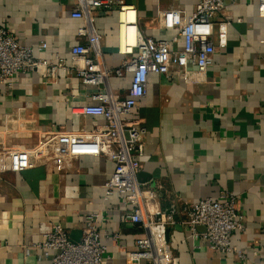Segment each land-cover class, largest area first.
<instances>
[{"label": "crops", "instance_id": "obj_1", "mask_svg": "<svg viewBox=\"0 0 264 264\" xmlns=\"http://www.w3.org/2000/svg\"><path fill=\"white\" fill-rule=\"evenodd\" d=\"M126 1L137 9L140 30L155 40L177 36L163 27L160 10L179 7L190 13L195 7V0ZM227 4L233 19L228 45L217 50L213 65L205 71L190 66L185 78L151 72L147 95L131 114L148 131L140 182L159 191L161 208L178 221L165 231L177 264H264V17L258 0ZM75 6L76 0H0V26L35 58L54 64L61 59L74 70L82 59L72 48L86 43L78 33L86 22L72 16ZM92 17L107 66H120L129 56L118 49L117 10L96 9ZM177 37L172 48L183 46ZM131 79V73L112 76L113 92L126 97ZM89 91L63 69L54 79L40 67L17 74L12 87L0 81V152L35 148L51 132L105 124L103 117L76 112L91 103ZM33 161L19 172L0 167V264H50L38 246L45 239L40 223L61 224L78 241L86 215L98 211L105 216L98 229L107 246L106 264H132L126 253L136 248L143 229L125 220L131 206L120 195L104 200L114 164L91 155L74 158L67 170L43 158ZM223 191L239 200L243 230L233 234L232 243L245 258L218 255L201 240L194 248L180 223L187 202L219 198Z\"/></svg>", "mask_w": 264, "mask_h": 264}, {"label": "built area", "instance_id": "obj_2", "mask_svg": "<svg viewBox=\"0 0 264 264\" xmlns=\"http://www.w3.org/2000/svg\"><path fill=\"white\" fill-rule=\"evenodd\" d=\"M239 1L242 0H229L230 3ZM228 7L225 0H195L194 10L190 13L179 7L160 10L163 27L176 30L177 36L184 40L182 47L172 48L171 44L177 43L178 37L155 40L145 35L138 26L137 9L126 0H76L72 16L85 20V26L79 28L78 33L86 38V43L72 48L73 53L82 59V65L74 70L61 59L54 64L35 58L29 46L0 26L1 82L12 87L17 74H27L40 67H44L46 76L53 79L59 69L69 74L74 72L80 83L90 88L87 96L91 101L76 112L105 119V124L90 131L51 132L32 149H3L0 167L19 172L33 167L34 158H43L47 164L67 170L74 158L104 156L114 164L113 172L104 185V200L120 195L121 201L131 206L125 220L143 229L136 240V248L126 253L127 261L132 264H177L165 231L167 226L178 221L161 208L159 191L144 187L140 182L148 131L140 121L131 118V114L147 95L151 72H177L185 78L190 66L205 71L213 65L217 50L228 45V28L233 21ZM96 9L117 10L118 49L129 56L118 67L110 68L106 64L102 35L92 17ZM257 10L264 17V0H258ZM130 11L136 12L134 44L129 42ZM124 73H131L132 79L127 96L122 98L113 92L110 78ZM239 208L237 195L223 191L219 198L187 202L184 206L186 218L180 223L189 230L194 248L201 240L218 255L236 254L245 258V254L232 243L233 234L243 230L244 218ZM104 217L102 211L87 214L83 235L78 241L72 239L61 224L42 222L39 229L45 239L38 246L45 250L50 264H106L107 246L102 243V233L98 229ZM114 237L119 236L114 234Z\"/></svg>", "mask_w": 264, "mask_h": 264}, {"label": "bare ground", "instance_id": "obj_3", "mask_svg": "<svg viewBox=\"0 0 264 264\" xmlns=\"http://www.w3.org/2000/svg\"><path fill=\"white\" fill-rule=\"evenodd\" d=\"M128 19H129V22L131 23L129 28H128V33H129V42L131 44H134L135 43V37H136V33H135V26H134V23L136 21V12L135 11H130L128 13Z\"/></svg>", "mask_w": 264, "mask_h": 264}, {"label": "water", "instance_id": "obj_4", "mask_svg": "<svg viewBox=\"0 0 264 264\" xmlns=\"http://www.w3.org/2000/svg\"><path fill=\"white\" fill-rule=\"evenodd\" d=\"M225 1H226V3H230L229 0H225ZM141 176H142V174H140V177H141ZM167 234H168V233H167ZM167 234H166V235H167Z\"/></svg>", "mask_w": 264, "mask_h": 264}]
</instances>
